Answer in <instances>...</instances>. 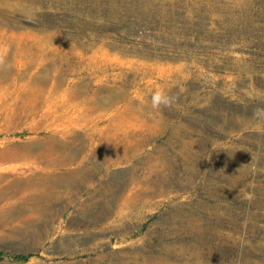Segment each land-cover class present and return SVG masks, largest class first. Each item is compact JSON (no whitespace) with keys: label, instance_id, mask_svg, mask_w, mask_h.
Listing matches in <instances>:
<instances>
[{"label":"rangeland","instance_id":"374dc122","mask_svg":"<svg viewBox=\"0 0 264 264\" xmlns=\"http://www.w3.org/2000/svg\"><path fill=\"white\" fill-rule=\"evenodd\" d=\"M0 31L4 75L58 86L20 124L23 80L0 88V150L80 138L72 164L0 163L38 181L0 264H264V0H0ZM79 85L107 103L76 112Z\"/></svg>","mask_w":264,"mask_h":264},{"label":"bare ground","instance_id":"6f19581e","mask_svg":"<svg viewBox=\"0 0 264 264\" xmlns=\"http://www.w3.org/2000/svg\"><path fill=\"white\" fill-rule=\"evenodd\" d=\"M1 32V31H0ZM2 48H0L1 50ZM42 49V48H41ZM40 49V50H41ZM47 49V48H46ZM38 52V51H37ZM19 54V53H18ZM36 54V53H35ZM40 54V53H39ZM21 56V55H20ZM22 60V59H21ZM5 61V59H4ZM4 61H0V64L4 63ZM23 61V60H22ZM29 63V62H28ZM27 64V62H26ZM27 66V65H26ZM4 67L0 66V88H7L8 86L13 85L15 87V85L17 84V82L22 81L23 80V84L22 85H18L17 89L14 90L15 92V97L13 95L12 96V100L13 102L16 101H20L21 104L17 105L16 107H14L15 109L12 110V114H10L9 112V108L11 106V103H6L4 104V117L7 120V122H9L10 120H13L12 117H16V122H19V124L21 122H26L28 120H34L36 119L37 115L39 114V111L42 108H46V106H48L47 108H50V98L55 97L56 94L58 95V92L56 93V91H58V86L54 85L53 87H48V91L46 89V86L41 79H39V77L34 76H29L25 77V75H17L14 78H9L6 75H4ZM43 80V79H42ZM56 81V80H55ZM53 85V84H52ZM12 88V87H11ZM8 89V88H7ZM19 89H22V91L18 92ZM57 89V90H56ZM86 87L84 85L82 86H76L73 87L71 89H67L70 95V99L69 101H71V104L69 102V104L71 106H73V108L76 109V112L79 113H83L84 111H90V112H94L100 109V107L104 104L107 103L105 99H101L99 96L100 93L99 92H94L92 94V96L86 98L84 96V98L81 101H77L78 98L82 95L85 94L84 91ZM66 90V91H67ZM89 90V89H87ZM94 91V90H93ZM13 92V93H14ZM67 92V93H68ZM87 92V91H86ZM6 93V92H5ZM11 93V92H10ZM89 93V92H88ZM92 93V92H91ZM66 94V93H64ZM87 94V93H86ZM88 95V94H87ZM10 97V95H9ZM3 98L0 94V99ZM54 99V98H52ZM57 100V99H56ZM80 100V99H79ZM53 102V100H52ZM57 104V103H56ZM14 105V104H13ZM70 105L67 106H62L61 112L63 111L65 112H69ZM52 107H53V103H52ZM72 108V109H73ZM52 110V109H51ZM74 110V109H73ZM59 111V110H57ZM56 111V112H57ZM72 111V110H71ZM45 112V111H44ZM46 114L43 115L45 118V120L48 119L49 116V112H45ZM89 114V113H88ZM87 114V115H88ZM86 114L84 116H87ZM91 115V114H90ZM93 115V114H92ZM43 118V117H42ZM43 119V120H44ZM79 119V118H78ZM92 121V120H91ZM13 121H11L12 123ZM28 123V122H27ZM10 124V123H9ZM11 125V124H10ZM39 125V124H38ZM35 125V126H38ZM17 126V125H16ZM15 126V127H16ZM10 127V126H9ZM18 128V127H16ZM15 128V129H16ZM35 128V127H34ZM10 129V128H9ZM12 129V128H11ZM38 129V128H37ZM8 130V128H7ZM39 130V129H38ZM36 130V131H38ZM35 131V130H34ZM90 131V130H89ZM91 131H93L92 133H88L86 135L90 136L92 139H94V137L96 138L95 141H99V142H103L105 143L104 139H103V135L101 133V130L98 129H92ZM37 136V135H36ZM59 138H58V137ZM57 136H53L50 135V137L48 138V140H46L43 144V147L45 145V147L50 148L47 150H37L36 148L41 149L42 146L36 145L34 148L33 147H6L3 148L2 150H0V163L1 164H5V163H11V162H19V161H42V162H46L48 164H54L56 163V165H62V164H67V163H73L76 159V155L78 156L80 153V148H78V150H76L75 152H72L73 154H71L70 156H67L66 152L64 153L63 148L65 147V139L67 136H71V140L74 144L78 143L80 141L79 135L78 134H73L70 132V130H66L63 129ZM111 136V135H110ZM89 137V138H90ZM69 139V138H67ZM92 142V141H91ZM39 143V142H38ZM98 143V142H97ZM67 144V143H66ZM79 144V143H78ZM70 145V144H69ZM80 145V144H79ZM92 145V144H90ZM89 145V146H90ZM97 145V144H96ZM12 146V145H11ZM19 146V145H18ZM95 146V145H94ZM103 146V145H102ZM68 149V148H67ZM113 151V150H112ZM69 154V153H68ZM53 155H56V158H53ZM114 155H117L116 153ZM55 157V156H54ZM79 157V156H78ZM84 157V156H82ZM115 157V156H114ZM112 158V157H111ZM87 160V159H86ZM37 163V162H36ZM77 163V162H75ZM6 166V164H5ZM51 166V165H50ZM55 166V165H54ZM69 166V165H68ZM16 168L15 166L11 167V166H7V167H0V219H4V217L7 215H20L22 214V198L25 197V195H30V193H32L31 188L34 186V184L38 181H36V178H34V176H36L35 174L29 179L23 178L22 176L15 174L16 173ZM19 168V167H18ZM56 168V167H55ZM64 168V167H63ZM32 169V168H31ZM37 169V168H36ZM12 171L13 174L9 175L6 174V172H10ZM11 172V173H12ZM24 172V171H23ZM22 173V172H19ZM23 175V173H22ZM75 174H72L71 177L73 178ZM77 175V174H76ZM25 176V175H24ZM59 177V176H58ZM40 180V179H39ZM42 180V179H41ZM53 180V179H52ZM51 180V181H52ZM55 180V178H54ZM72 180V179H71ZM77 180V178H76ZM43 181V180H42ZM45 181V180H44ZM64 182V180H63ZM70 181V183H63L66 187L70 188L72 185H74V182ZM78 182V181H77ZM43 183V182H41ZM60 183V182H59ZM80 183V182H79ZM78 183V184H79ZM39 184V183H38ZM56 184V183H55ZM58 185V184H57ZM55 186V185H53ZM63 186V185H62ZM39 187V185H38ZM44 187V186H43ZM61 187V186H59ZM46 188V187H45ZM63 188V187H62ZM61 188V189H62ZM47 189V188H46ZM45 189V190H46ZM56 189V188H55ZM42 190V188H41ZM67 191V189H66ZM55 192V190H54ZM68 192V191H67ZM43 193V192H42ZM57 193V192H56ZM62 193V192H61ZM33 194V193H32ZM28 198V197H27ZM38 199V198H37ZM34 200V199H33ZM29 201V200H27ZM46 201V200H45ZM44 201V202H45ZM48 204V203H47ZM32 205V203H31ZM35 205V204H33ZM27 206V205H26ZM30 206V205H28ZM42 206V205H41ZM34 209V207L31 206V210ZM34 212V211H33ZM32 212V213H33ZM28 214L30 212H27ZM36 213V212H34ZM33 213V215H34ZM24 214V213H23ZM36 216L38 214H35ZM24 216V215H22ZM26 216V215H25ZM32 217V216H31ZM18 218V216H17ZM29 218V217H28ZM8 219V218H7ZM13 220V219H12ZM26 220V219H25ZM21 221V219H20ZM1 222V220H0ZM22 222V221H21ZM4 223V222H3ZM26 223V222H25ZM3 225V224H2ZM1 225V226H2ZM30 225V224H29ZM5 228V227H3ZM23 230V229H21ZM26 231V229H25ZM1 237V236H0ZM3 237V236H2ZM2 239V238H1Z\"/></svg>","mask_w":264,"mask_h":264},{"label":"clouds","instance_id":"9594fccd","mask_svg":"<svg viewBox=\"0 0 264 264\" xmlns=\"http://www.w3.org/2000/svg\"><path fill=\"white\" fill-rule=\"evenodd\" d=\"M170 103V98L163 90H159L153 95V107L159 108L161 105L167 106ZM250 198V197H249Z\"/></svg>","mask_w":264,"mask_h":264}]
</instances>
